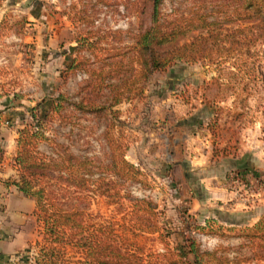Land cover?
Segmentation results:
<instances>
[{
    "label": "rangeland",
    "instance_id": "374dc122",
    "mask_svg": "<svg viewBox=\"0 0 264 264\" xmlns=\"http://www.w3.org/2000/svg\"><path fill=\"white\" fill-rule=\"evenodd\" d=\"M242 4L164 0V27L206 18L222 21L226 36L211 41L204 60L178 61L144 78L133 61L134 46L152 24L150 0H6L0 7V95L12 93L14 99L3 123L15 124L18 138L25 123L34 122L30 110L36 107L49 114L43 124L49 140L39 142L40 151L55 154L60 143L104 164L112 160L110 142L116 141L143 171V183L130 180L121 189L158 204L172 247L179 248L190 233L203 250L218 249L232 260L251 257L238 235L264 215V28L254 19H240ZM200 32L196 28L188 40ZM120 78L126 79L124 97L111 109L110 85ZM16 133L0 130L8 159ZM197 155H210L209 166H193ZM212 172L221 174L219 179H206ZM214 186L229 190L232 199L207 189ZM6 196L0 197V241L13 238L18 248L0 264H34L41 226L33 212H25L23 223L6 228ZM88 213L94 221L112 220L114 207L98 196ZM190 221L206 230L187 232ZM158 236L128 232L126 237L148 254L165 251ZM146 261L160 264L155 257Z\"/></svg>",
    "mask_w": 264,
    "mask_h": 264
},
{
    "label": "trees",
    "instance_id": "16d2710c",
    "mask_svg": "<svg viewBox=\"0 0 264 264\" xmlns=\"http://www.w3.org/2000/svg\"><path fill=\"white\" fill-rule=\"evenodd\" d=\"M5 1L0 0V7ZM150 1L152 24L137 35L134 46L136 57L133 61L143 69L140 76L148 78L154 71H166L178 61L204 60L211 41H224L222 38L226 35L222 33V21L208 22L206 18H199L190 24H175L166 28L161 23L164 0ZM242 3L244 11L240 19L244 22L254 19L257 28H264V0H242ZM196 28L201 31L200 34L188 40L187 36ZM124 81L125 78H120L119 83L110 85L113 96L109 108L113 109L123 100ZM36 109L33 107L30 110L34 122L24 121L25 127L19 130L16 176L0 179L6 188L14 187L36 202L34 216L41 226L43 242L36 244L40 247L30 260L34 264H146V257L158 258L160 264L264 261V215L253 226L241 229L238 235L251 248V257L232 260L219 255L218 249L203 250L190 233H185V242L179 248L172 247L166 238L169 231L161 220L162 211L158 204L147 197H133L129 191L121 189L130 180L143 183L140 179L143 171L125 157L124 150L116 145V141L113 144L110 142L112 160L109 164L91 157H78L60 143H56L55 154L44 153L38 149V144L49 140L43 130L44 119L49 114L41 115ZM87 110L94 109L90 106ZM3 121L0 110V126ZM3 156V148L0 147V163ZM98 172L101 175L96 177ZM98 196L105 197L114 207L112 220L94 221L90 217L88 208ZM193 222H188L187 232L192 228L206 230V226L194 225ZM128 232L159 234L160 241L166 246L165 251L145 253L141 246L129 242L126 237ZM72 252L75 255L70 256Z\"/></svg>",
    "mask_w": 264,
    "mask_h": 264
},
{
    "label": "crops",
    "instance_id": "0c3cea01",
    "mask_svg": "<svg viewBox=\"0 0 264 264\" xmlns=\"http://www.w3.org/2000/svg\"><path fill=\"white\" fill-rule=\"evenodd\" d=\"M5 99V103L4 106H0L1 111L3 112V115H5V113L7 111H12L13 109V94L12 93H8V94H4V95H0V99ZM3 103H0V105ZM4 109H6V111H3ZM4 118V117H3ZM7 124H9L8 122H6ZM6 123H2L0 126V130L1 127H4V130H7V128L12 131V133H16L13 132V129H15L16 131L18 130L16 125L12 123L11 127H7L8 125H6ZM179 127V126H178ZM187 131L186 129H182ZM16 138H17V133L14 135V139L12 140V144L14 143V147H15V151L13 152V154H11V158L8 159L6 156L7 152L4 153L3 156V160L0 163V179L4 180L10 177H15L16 176V166H15V156H16ZM166 143V142H165ZM166 146H168L166 144ZM6 155V156H5ZM199 155L196 156V158ZM208 158V159H207ZM206 159H204V157H198L197 161H194V163H192L193 166H198V167H206L209 166L210 161H211V156L209 155ZM136 164V161H132ZM176 167V169L179 170L180 168V164L177 163L174 165ZM189 176V173H188ZM221 176V174H219L218 172H212L211 174H206V179H216ZM207 189H211V192H218L220 193L221 197H224L225 199H227V201L232 199V194L231 192H229V190L227 189H223L222 186L219 188H217L216 186L213 187H207ZM6 199H5V214H4V218H6V223H8V226L6 228H12V226L16 225L17 223H23L24 222V215H26L28 212H33L34 215V211L36 209V202L35 200L31 199V198H27L25 196H23L21 193L18 192V190L14 187L11 188H6L5 185L0 181V197L6 195ZM197 196V194H196ZM198 199V198H197ZM201 199H198L199 202ZM31 209V211L27 210L26 208ZM196 210V209H195ZM198 210V209H197ZM25 212H27L25 214ZM27 216V215H26ZM25 216V217H26ZM18 236V234H17ZM15 248H18L17 246V241L13 238H10V240L4 239L2 241H0V261L2 260V258H5V254L6 255H12L13 252L15 251ZM21 248V247H20Z\"/></svg>",
    "mask_w": 264,
    "mask_h": 264
}]
</instances>
